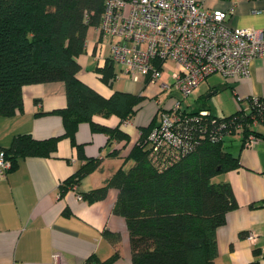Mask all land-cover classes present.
I'll use <instances>...</instances> for the list:
<instances>
[{
  "label": "crops",
  "instance_id": "obj_1",
  "mask_svg": "<svg viewBox=\"0 0 264 264\" xmlns=\"http://www.w3.org/2000/svg\"><path fill=\"white\" fill-rule=\"evenodd\" d=\"M199 2L210 10L231 8L226 19L231 27H264V0ZM115 40L102 35L96 26H90L85 49L76 57L81 66L78 77L104 96L117 89L142 97L129 121L119 123L114 114L92 117L98 123L118 125L128 138L108 142L107 135L92 131L88 122L79 123L75 141L83 144L87 157L100 159V164L85 175L75 189L68 188L62 193L60 183L82 163L69 138L61 137L50 156L18 157L14 167L0 178V264H82L90 256L104 260L114 253L116 256L109 264H130L125 219L112 211L116 189L109 188L104 198L93 201L79 199L77 193L100 186L119 167L128 168L133 160L127 155L141 127L158 124L161 112L173 111L175 101H179L180 110L195 111L203 106L213 115L224 116L240 107L247 110L250 99L264 96V58H254L249 62L246 76L225 78L219 72L206 76L185 96L192 99L187 108H182L177 98L163 105L156 100V109L148 108L144 91L152 82L146 76L136 80L120 78L115 70L116 62L111 58L110 47ZM105 72L109 74L107 81L102 79ZM115 80L123 83L114 86ZM165 81L162 79L159 85ZM174 92L180 93L170 90L168 96L174 97ZM21 94L22 109L10 116L0 115L1 147H7L18 133L46 138L62 132V118L54 110L66 104L63 81L25 84ZM258 130L264 134V124H259ZM224 143L238 156L240 166L217 174L215 180L230 184L237 205L226 213L224 224L216 230L214 264H249L252 261L264 264V206H251L264 199V138L251 145H242L240 134L234 133L226 135ZM245 233L253 238L249 239Z\"/></svg>",
  "mask_w": 264,
  "mask_h": 264
},
{
  "label": "trees",
  "instance_id": "obj_2",
  "mask_svg": "<svg viewBox=\"0 0 264 264\" xmlns=\"http://www.w3.org/2000/svg\"><path fill=\"white\" fill-rule=\"evenodd\" d=\"M104 3L0 0V115L22 109L21 87L25 84L61 80L66 97L65 106L54 110L62 118L61 133L46 138L18 133L0 150L10 160V170L18 157L50 156L61 137L69 138L82 163L60 183V193L76 187L100 164V159L87 157L83 144L75 141L79 123L88 122L92 131L107 135L108 142L127 139L118 125L98 123L92 117L114 114L119 123L129 121L142 100L140 95L117 89L104 96L78 77L81 66L76 57L85 49L88 28L98 25ZM108 75L103 73L102 79L107 81ZM175 113L174 129L187 145L176 159L164 167L151 161V123L141 127L127 155L133 163L119 167L100 186L82 193L84 199L93 201L104 198L109 188L116 189L112 211L125 219L130 264H214L216 230L237 205L230 184L215 180L217 174L240 166L238 156L227 149L225 136L239 133L242 145L251 134L264 138L258 130L264 124V96L250 99L247 110L240 107L224 116L213 115L203 106ZM251 206H264V199ZM115 256L104 260L90 256L82 264H109Z\"/></svg>",
  "mask_w": 264,
  "mask_h": 264
},
{
  "label": "built area",
  "instance_id": "obj_3",
  "mask_svg": "<svg viewBox=\"0 0 264 264\" xmlns=\"http://www.w3.org/2000/svg\"><path fill=\"white\" fill-rule=\"evenodd\" d=\"M231 11L206 9L199 0H105L96 27L102 35L116 38L111 58L134 80L146 76L154 82L163 63L174 62L177 70L171 73L170 83L162 82L160 87H173L185 97L213 72L225 78L246 76L249 62L264 58V27H231L226 23ZM172 108L161 112L160 122L148 134L149 157L158 167L166 166L187 147L174 129L178 100ZM257 141L251 134L245 145ZM10 166L0 150V178ZM77 198L82 199V194L77 193Z\"/></svg>",
  "mask_w": 264,
  "mask_h": 264
},
{
  "label": "rangeland",
  "instance_id": "obj_4",
  "mask_svg": "<svg viewBox=\"0 0 264 264\" xmlns=\"http://www.w3.org/2000/svg\"><path fill=\"white\" fill-rule=\"evenodd\" d=\"M119 63H115V70L117 71V74L120 76V78H125L128 79L130 76H125V74L123 73L124 69H121V65ZM177 70V65L175 63H173L172 61L168 60L165 62L163 70L160 74V77L158 80H156L155 82L149 83L147 84L145 91H144V95L147 96L146 97V104L148 108H153L156 109L157 104H156V100L159 101V104H170L172 103V101H174V98H177L179 100H181V107H186L188 101H191V97H182V94L178 93V92H174L173 95L174 97H170L168 96V93L170 92V90H175L173 87L167 88L166 90H162L159 82H161L162 79H165V83H170L171 81V73L173 71ZM125 72V71H124ZM131 78V77H130ZM132 79V78H131ZM133 80V79H132ZM122 80L117 81L115 80L114 82V86H121ZM145 104V105H146ZM187 108V107H186Z\"/></svg>",
  "mask_w": 264,
  "mask_h": 264
}]
</instances>
